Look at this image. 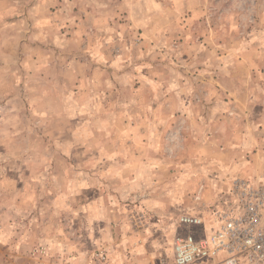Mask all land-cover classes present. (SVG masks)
<instances>
[{
  "label": "rangeland",
  "instance_id": "1",
  "mask_svg": "<svg viewBox=\"0 0 264 264\" xmlns=\"http://www.w3.org/2000/svg\"><path fill=\"white\" fill-rule=\"evenodd\" d=\"M263 169L264 0H0V264H161Z\"/></svg>",
  "mask_w": 264,
  "mask_h": 264
},
{
  "label": "built area",
  "instance_id": "2",
  "mask_svg": "<svg viewBox=\"0 0 264 264\" xmlns=\"http://www.w3.org/2000/svg\"><path fill=\"white\" fill-rule=\"evenodd\" d=\"M161 264H264V169L232 179L205 216L181 214Z\"/></svg>",
  "mask_w": 264,
  "mask_h": 264
},
{
  "label": "crops",
  "instance_id": "3",
  "mask_svg": "<svg viewBox=\"0 0 264 264\" xmlns=\"http://www.w3.org/2000/svg\"><path fill=\"white\" fill-rule=\"evenodd\" d=\"M96 54H98V56H100V57H101V54L97 53V51H96ZM102 57H103V54H102ZM102 57H101V58H102ZM85 77H87V76H85ZM81 79H82V78H81ZM84 200H85V201H87V199H86V198H85Z\"/></svg>",
  "mask_w": 264,
  "mask_h": 264
}]
</instances>
